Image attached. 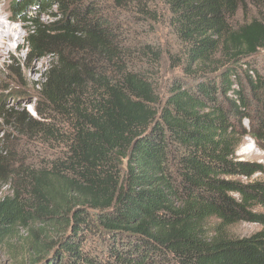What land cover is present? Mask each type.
<instances>
[{
    "label": "trees",
    "instance_id": "obj_1",
    "mask_svg": "<svg viewBox=\"0 0 264 264\" xmlns=\"http://www.w3.org/2000/svg\"><path fill=\"white\" fill-rule=\"evenodd\" d=\"M37 2L57 11L52 21L22 16ZM161 2L179 45L170 60L181 70L164 93L130 66L123 32L104 13L110 6L154 18L148 0L13 7L26 22L27 58L49 60L33 83L40 103L27 127L64 145L38 173L45 189L15 187L0 198V247L26 230L23 264H264V228L223 232L241 221L264 225L252 211L264 207V182L233 178L263 172L236 153L247 136L264 150V74L256 64L264 0ZM4 163L0 155L1 177Z\"/></svg>",
    "mask_w": 264,
    "mask_h": 264
},
{
    "label": "rangeland",
    "instance_id": "obj_2",
    "mask_svg": "<svg viewBox=\"0 0 264 264\" xmlns=\"http://www.w3.org/2000/svg\"><path fill=\"white\" fill-rule=\"evenodd\" d=\"M9 1L0 0V4L5 3L6 7L8 6L7 12L5 11L7 14L10 12L9 9L12 12L15 5H22L24 2ZM108 7L104 13L111 19L112 24L123 32L130 66L147 76L159 93H164L168 82L181 74L180 67L175 66L170 60V56L178 51L179 45L169 25L165 6L161 0H148V10L153 13L154 18L146 14L137 15V12L122 14ZM35 13H39L40 21L44 23L52 21L53 14H58L57 11H50L47 6L37 2L36 5L31 4L24 8L22 16H34ZM237 21L238 23L243 21L241 14H238ZM8 23L18 26L21 36L19 40L9 42L10 53L0 56V104L3 107V110H0V155L5 156L7 162L3 165L6 175L0 176V198L9 195L15 187L30 193L45 189L44 180L37 178L38 173L47 167L51 160L62 157L64 147L62 142L52 140L50 136H42L38 129L27 127V114L36 117V108L40 103L33 83L40 80L49 60L27 58L24 49L26 22L22 19L21 22L14 20ZM256 64L264 74V50L259 53ZM4 110L8 113H2ZM236 155L241 161L258 163L263 172L256 173L251 178L235 176L234 179L241 182H264V150L257 147L251 137H244ZM22 170L26 174L20 173ZM252 211L264 215L262 206L253 207ZM217 224L218 221L214 218L207 221V230L211 235V230ZM35 228H44L48 237H54L56 234V230L48 225L36 224ZM261 228H264V225L241 221L224 227L223 232L231 237H243ZM28 236L26 230L16 229L13 236L0 247V264H23L27 255L23 244Z\"/></svg>",
    "mask_w": 264,
    "mask_h": 264
},
{
    "label": "bare ground",
    "instance_id": "obj_3",
    "mask_svg": "<svg viewBox=\"0 0 264 264\" xmlns=\"http://www.w3.org/2000/svg\"><path fill=\"white\" fill-rule=\"evenodd\" d=\"M7 7L5 3L0 4V56L3 55L4 53H10L11 45L9 44V42L15 41L21 36L19 27L16 25H13L12 23H8V22L14 21L16 17L12 15V12L10 9L9 11L11 13L10 12L8 14L5 13V11L7 12ZM21 21L22 19H20V22ZM19 45L20 44L18 43V46Z\"/></svg>",
    "mask_w": 264,
    "mask_h": 264
}]
</instances>
